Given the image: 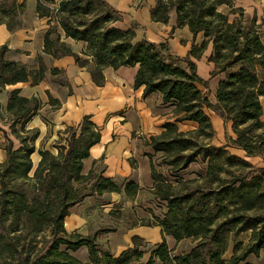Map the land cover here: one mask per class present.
<instances>
[{
  "label": "trees",
  "instance_id": "16d2710c",
  "mask_svg": "<svg viewBox=\"0 0 264 264\" xmlns=\"http://www.w3.org/2000/svg\"><path fill=\"white\" fill-rule=\"evenodd\" d=\"M24 11V3L2 0L0 23L15 31L22 26ZM37 11L60 25L66 37L86 44L84 53L95 62L92 79L97 85H104L107 67L138 65L137 88L145 86V94L161 92L164 103L175 106L177 121L198 123L195 131L186 133L178 132L169 122L161 135L147 142L155 154L162 153L158 165L170 173L161 172L156 162H151L152 192L166 203V210L147 225H159L163 235H172L177 243L190 238L193 244L174 253L164 238L156 249L148 251L140 249L146 246L145 241L135 236L134 246L116 256L99 248V231L90 235L69 233L66 217L71 207L85 198L116 192L135 199L142 188L134 180L121 187L103 175L88 190L73 187L72 181H83L84 160L101 140L100 129L89 117H85L80 134L76 130L71 133L64 154L40 151L41 159L31 179L39 132L29 129L28 123L43 104L38 97H25L15 89L9 95L5 116L20 146L15 147L10 133L0 126L8 141L6 159L0 162V264H153L156 259L162 264H249L250 256L260 257L264 250V166L229 148H240L247 157L264 161V40L257 17L247 16L237 0H157L151 10L153 20L168 23L169 13L174 11L173 29L188 26L194 35H204L201 46H193L189 55L179 57L167 42L139 39L135 25L118 27L122 15L106 0H38ZM209 43L213 46L209 58L214 64L212 77L222 76L216 103L204 91L209 80L198 74L191 58L200 57ZM8 51L7 45L0 48V91L30 77L33 85L44 79L42 57L40 69L32 72L7 59ZM44 51L56 58L73 55L80 65L89 64V59L61 40L57 25L48 29ZM48 96L50 104H60L50 93ZM207 109L232 123L235 137H229L227 144L200 141L215 135ZM3 116L0 110V118ZM197 161L205 164V173L197 171L198 178L185 179L182 172ZM27 179L33 184L25 188ZM72 191L77 193L72 195ZM242 233L250 234L248 242L238 238ZM231 242L233 250L227 259ZM84 246L88 249L86 261L75 255ZM148 252L149 258L143 263Z\"/></svg>",
  "mask_w": 264,
  "mask_h": 264
},
{
  "label": "crops",
  "instance_id": "0c3cea01",
  "mask_svg": "<svg viewBox=\"0 0 264 264\" xmlns=\"http://www.w3.org/2000/svg\"><path fill=\"white\" fill-rule=\"evenodd\" d=\"M106 1L122 15V20L116 23L118 27L129 29L135 25L139 39L145 38L155 43L167 42L174 55L186 57L193 46L199 47L204 41L202 32L194 35L188 26L173 29V25L170 23L153 20L151 10L157 5V0ZM17 2L25 4L22 26L11 31L5 23H0V48L7 45L9 51L6 58L25 65L32 72L40 69L39 57H42L46 72L44 79L36 85L32 84V77L27 82L6 85L0 91L1 114L6 115L9 95L15 89H20L21 95L25 97H38L43 105L29 121L28 128L38 130L37 143H44L47 147L51 143H67L71 133L75 130L80 134L85 117H89L100 129L101 140L91 147L90 156L84 160L85 169L89 170L99 164L103 165L102 175L112 178L121 187L129 180L138 182L141 188L143 183L153 185L151 160L147 155L142 156L139 141L144 140L147 143L152 136L161 135L166 130L165 125L169 122L177 126L178 132L186 133L195 131L199 126L198 123L189 120L177 121L179 116L174 111L175 106L164 103L161 92L145 94V86L137 88L135 79L138 65L121 66L118 69L107 67L104 70V85H97L92 79L95 62L84 53L86 44L66 37L60 25L55 21L49 22L48 17H41L37 11L38 0H17ZM237 4L245 9L247 16H256L258 22L262 23L261 30H264V0H237ZM51 25H57V32L61 35V40L69 44L75 53L89 59V64L80 65L73 55L56 58L44 51L45 35ZM212 53L213 46L212 43H209L200 57L191 56V58L196 63L198 74L203 79L210 80L211 83L215 80V90H217L222 76L212 77L214 64L209 60ZM200 67L203 68L202 72H200ZM205 90L206 88H204ZM48 93L60 104L52 106L49 103ZM262 119L264 120V98ZM215 124L218 127L222 124L223 127L219 130L214 129L215 135L222 139L215 144H227L228 141L225 139L224 133L225 125L228 128L227 139L235 137L232 123L216 113ZM229 148L235 154L247 158L244 150L236 147ZM3 151L4 154H2ZM35 154L36 152L32 158ZM6 156V150L1 148L0 162L4 161ZM133 158L139 160V163L134 166L132 165ZM249 158H258V165L264 166V161L260 157ZM37 161H40V158ZM198 162L193 164H198ZM193 172H197V170ZM151 194L154 195L153 192ZM141 195L142 189L135 199L129 198L124 193L116 192H104L101 195L89 196L83 202L71 207V214L65 220L66 229L69 233L78 232L84 235L99 231L100 223L87 212V208L92 205L94 198L98 200V198L110 196L107 203L112 205L115 199L123 197L128 202V206L129 203H137ZM90 220L93 222L90 223ZM121 228L123 229L121 232L106 235L107 239L114 240V245L102 248L103 250L119 256L127 248L133 247L135 236L145 241L146 246H142L141 250L152 248L151 251H153L165 237L173 238L176 242L172 235H163L159 225L125 224ZM248 238L249 235L246 240ZM262 257L264 258V250Z\"/></svg>",
  "mask_w": 264,
  "mask_h": 264
},
{
  "label": "rangeland",
  "instance_id": "374dc122",
  "mask_svg": "<svg viewBox=\"0 0 264 264\" xmlns=\"http://www.w3.org/2000/svg\"><path fill=\"white\" fill-rule=\"evenodd\" d=\"M55 7L56 5H52ZM172 25H175L176 23V14L174 11L169 13V22ZM261 34L264 40V30H261ZM202 67H200V72H202ZM261 77L264 78V73L261 74ZM205 92H207L208 97L212 103H216V90H215V80L211 83L209 80V87L206 88ZM52 105V104H51ZM52 106H57L55 103ZM208 114L211 117L214 129L216 128L217 130L222 129V124L218 127L215 124V112L213 110L207 109ZM8 116H3V118H0V126L4 129H6L10 133V137L14 140L15 147L20 146V141L11 133V128L10 122H7ZM224 133H225V139L227 140L228 136V128L225 125L224 126ZM71 137V135H70ZM222 139L219 138L218 136L214 135L213 138L211 139H205L201 138L200 141L204 143H212L215 145V143H219ZM219 141V142H218ZM141 151H142V156L147 155L150 158V154L153 155V159H151L152 165H153V160L156 162L158 169L161 172L166 173L169 175L168 170L163 167L159 166L158 164L162 161L161 155L162 154H155L151 147L147 145V143L144 140L139 141ZM7 139L3 133L2 130H0V149L2 148L3 150H6L7 147ZM36 145V154L34 155L33 158V170L30 172V177L31 179L34 178V172L35 169L38 166L39 161H37L39 158L41 159L40 151H50L54 155L59 154L60 152H63V154L66 152V149L69 146V139L67 143L60 144V143H54L50 144L49 147H47L46 144L42 143H37V140L35 141ZM217 145V144H216ZM62 149V150H61ZM4 154V151L2 152ZM39 154V155H38ZM40 156V157H39ZM249 161H251L253 164H259L258 158H249L247 157ZM2 162V161H1ZM136 163H139V160H136L133 158L132 160V165H136ZM48 167H50V162H47ZM50 165V166H49ZM102 167L103 165H97V167H92L89 170L85 169L83 166L82 170V182L79 183L76 180L72 181L73 187L77 188L78 190L84 191L88 190L91 185H93L98 179H100V176H102ZM200 171L202 174L205 173V164H203L201 161L198 162V164H193L188 170L182 172L183 176L185 179H193V178H198L199 174L193 171ZM73 171V170H72ZM45 177V173H44ZM173 182H176V179H172ZM33 184L32 180L27 179L24 183L23 186L29 187L30 185ZM153 188V185L148 183H143L142 187V195L140 198L137 200V203H133L127 206V201L125 198H117L115 199L114 202H112V205H108V199L110 196H106L104 198H98L96 200L95 198L93 199L94 202L92 203L91 206L87 208V212L92 214L93 218L96 219L100 224H99V248H106V247H112L114 245V240L111 241L107 239L106 235L108 233H117L118 231L121 232L123 229L121 228L122 225L125 224H148V223H154L155 222V217L162 216L164 211L166 210V203L162 202L161 200H158L156 196L152 195L151 189ZM76 191H72V195L76 194ZM107 204V205H106ZM105 205V206H102ZM93 222L90 220V223ZM111 229V230H108ZM84 235V234H83ZM90 235V234H88ZM250 235L249 233H244L241 236H239V239H244L246 240V237ZM169 246L171 249H174V253L181 252L183 250L188 249L193 243L190 238L182 240L180 243H177L174 241L173 238H166ZM237 239V238H236ZM249 240V239H248ZM248 240L245 241L248 242ZM233 243L231 242V245L229 247V250L227 251L225 258H229L232 254V248H233ZM134 246V245H133ZM141 247L140 249H142ZM152 248H150L148 251H151ZM103 250V249H102ZM75 255L82 261H85V259H88V249L87 247H82L80 250H78ZM149 258V252L143 257L142 261L143 263H146V261ZM137 264V263H136ZM153 264H161V261L155 260ZM249 264H264V258L262 257V254L260 257H255V256H250L249 258Z\"/></svg>",
  "mask_w": 264,
  "mask_h": 264
}]
</instances>
